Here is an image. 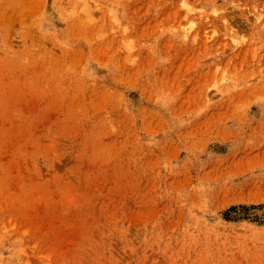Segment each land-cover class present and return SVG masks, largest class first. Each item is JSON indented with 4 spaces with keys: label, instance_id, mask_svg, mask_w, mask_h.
Segmentation results:
<instances>
[{
    "label": "rangeland",
    "instance_id": "rangeland-1",
    "mask_svg": "<svg viewBox=\"0 0 264 264\" xmlns=\"http://www.w3.org/2000/svg\"><path fill=\"white\" fill-rule=\"evenodd\" d=\"M0 264H264V0H0Z\"/></svg>",
    "mask_w": 264,
    "mask_h": 264
}]
</instances>
